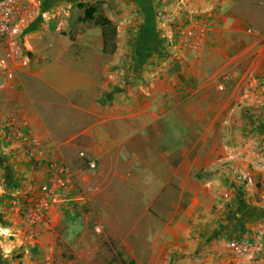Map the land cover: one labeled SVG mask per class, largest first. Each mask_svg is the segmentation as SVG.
I'll list each match as a JSON object with an SVG mask.
<instances>
[{"label": "crops", "instance_id": "0c3cea01", "mask_svg": "<svg viewBox=\"0 0 264 264\" xmlns=\"http://www.w3.org/2000/svg\"><path fill=\"white\" fill-rule=\"evenodd\" d=\"M113 2L128 16L140 9L146 19L156 63L141 72L156 83L128 86L127 96L135 98L104 103L103 114L99 102L85 103L101 75L100 53L21 56L10 36L0 45L14 51L0 65V210L7 215L0 216V227L9 233L2 235L4 257L23 249L59 264L60 225L72 216L85 220L74 229L78 237L87 238L94 219L104 238L120 240L117 248L137 264H264V15L246 16L243 0L106 3ZM219 84L226 90L219 92ZM70 100L71 108L62 104ZM214 108L219 111L199 112ZM8 116L20 130L4 142L1 120ZM170 120L195 133L186 143L156 149ZM81 151L96 169L83 165ZM61 163L75 169L73 198L51 206L48 222L30 239L15 209L41 201L42 185ZM90 246L84 239L82 247ZM25 263L36 262L26 256Z\"/></svg>", "mask_w": 264, "mask_h": 264}, {"label": "rangeland", "instance_id": "374dc122", "mask_svg": "<svg viewBox=\"0 0 264 264\" xmlns=\"http://www.w3.org/2000/svg\"><path fill=\"white\" fill-rule=\"evenodd\" d=\"M106 2L107 0H96V2L85 0H27L21 7L19 13V16L21 17V19H19L20 31L16 34L9 35L13 38L12 42L15 43L13 44L15 46V52L17 54L19 53L21 56H32L35 53L51 55L54 52H60L64 49H75L77 50L76 53H88L93 51L94 53H100L102 55L101 75L95 89L92 90V87H90V93H86L85 103L87 104L90 101H95L96 103L99 102L101 105L97 112H100L101 114L106 111V107L103 106L104 103L135 98L132 94L131 97L127 96L128 93L126 89L128 86L132 85L134 88L136 85L143 84L148 88L151 83H156L155 79H145L143 76L144 74L141 72L142 67L145 65H154L156 63L154 60L156 59L157 51L156 46L149 43V41H151L149 40V34L153 33H148V30L144 29V27H146L145 22L147 21L141 15L140 9H136L133 15L128 16V14L124 11L125 9H118V6L121 7L120 3L113 2V4L108 5ZM243 2L247 3L244 7L246 10V16H252L253 13L256 16L259 14L264 15V0H243ZM81 3L86 5H95L97 7L96 16H106L111 19L116 26L115 34L113 35L110 32L105 43L102 26L93 20L85 19V8L80 7ZM108 10L111 11L114 18H110L107 14ZM158 12L156 14H158ZM6 39L7 38H0V45L5 43ZM28 41H31L32 44L28 43ZM83 41H86L87 45H85ZM240 47L241 46H238L233 49H239ZM184 49L188 51L189 48L185 46ZM1 50L2 49L0 48V65L5 66L8 63L9 58H13L14 51L12 52L7 50L5 52ZM171 55L172 52L170 56ZM10 73L12 72L8 71V77H11L9 76ZM172 81L173 78L171 77L170 80H166L169 84H172ZM260 83L263 86L264 79H261ZM221 85L223 84H219L218 86L219 92L226 90L225 87L221 88ZM137 94H139V91ZM68 96L76 97L72 94ZM181 100H188V98ZM62 104H66L71 108L72 105L75 104V101L70 100L67 103L63 102ZM217 111L219 110L214 108L199 112L212 114ZM170 121L171 122L165 126L164 134L166 137L158 138L159 143L156 144V149L162 150L164 148L167 150L173 145L177 146L178 144H183V142L186 143L185 140L187 138L185 136L193 135L192 133H195L193 127H186L187 130L184 131L185 128H181L174 124L172 120ZM16 122L17 120L15 117L8 116L2 118L1 124L4 129V134H2L3 137L1 138L4 142H6V138L9 137L10 131L13 132L16 129L18 131L20 130L18 129L19 127L16 126ZM7 123H10V125L8 126ZM138 129H140V127H138ZM18 131H16V133H18ZM181 131L182 136L180 135ZM5 146L6 145L2 144V147ZM82 152L85 156L81 155ZM79 157L83 160V165L88 168L89 165H87V162L89 160L87 161L86 153L81 151L79 153ZM68 166L75 175V169L71 165ZM198 176L200 178L204 177V175ZM238 177L239 175L236 174L234 178L237 179ZM228 190L229 189H227V191ZM229 193H231V191H229ZM11 206L13 207V203ZM16 206L18 207V205ZM213 206L216 208V204ZM80 208L82 207H79V209ZM15 211H17L16 216L21 219L20 208L15 209ZM0 216L2 217V220H6V218H4L7 216L5 212L3 213V211L0 210ZM74 222L75 224L73 226L72 223ZM84 222L85 220L83 218L78 221L77 218H73L71 216V218L65 219L64 222L61 223L60 236L58 237L56 244L58 246V253L55 254V256L58 257L56 260L57 263L106 264L107 262L113 260H126L130 262V264H137L135 260H131L129 256H126V253L121 252L123 248H121V250L117 248V246L121 244L120 240V242H114L110 239L104 238L105 231L102 224L94 219L88 222L87 238L78 237L81 232H76L74 229L79 224L83 227ZM118 225L121 227L124 223H118ZM97 226L101 227V232L97 231ZM116 227L118 226H115L113 231H116L117 234L121 235L122 231L116 230ZM2 235H9V233L5 234L0 227V264H5V261L6 264H26V256H28L30 261H35V264H47L45 254H41L40 252L37 254H31L23 249L18 250L12 255L9 254V257H4V254H7V252H4V249L1 248L3 243ZM84 239L87 240V243L91 244L88 248L89 250L82 247ZM100 243L107 246L111 250L110 253L104 252L101 248V250L96 247L93 248V246ZM197 256L202 258L203 255ZM146 262L147 261H144V264H146ZM53 263L51 262L50 264Z\"/></svg>", "mask_w": 264, "mask_h": 264}, {"label": "built area", "instance_id": "2783aa9c", "mask_svg": "<svg viewBox=\"0 0 264 264\" xmlns=\"http://www.w3.org/2000/svg\"><path fill=\"white\" fill-rule=\"evenodd\" d=\"M23 1L24 0H0V38H6L19 31V19H21L19 13ZM159 15L163 18L166 17L163 12H160ZM9 76L12 77V73H10ZM220 87L223 88V86ZM7 125L9 126L10 123H7ZM81 155L85 156L83 152ZM88 165L92 169H95L97 166L94 160H89ZM239 178L245 180L247 176L240 175ZM73 189L74 173L68 165L61 163L57 167V173L41 187L44 198L33 205L19 207L24 222L28 225L27 232L30 239L36 237L37 229L40 225L48 222L47 216L51 206L72 200ZM15 204L17 205L16 201ZM96 229L98 232H101L100 226H97ZM261 239L264 242V236H261ZM47 264H50V262H47ZM106 264H130V262L126 260H113Z\"/></svg>", "mask_w": 264, "mask_h": 264}, {"label": "trees", "instance_id": "16d2710c", "mask_svg": "<svg viewBox=\"0 0 264 264\" xmlns=\"http://www.w3.org/2000/svg\"><path fill=\"white\" fill-rule=\"evenodd\" d=\"M80 7L85 8V19L86 20H93L97 24H100L102 26L104 43L106 42V39L108 38L110 32L113 35L115 34L116 26L114 25L112 20L106 16H96L97 7L95 5H86V4L81 3Z\"/></svg>", "mask_w": 264, "mask_h": 264}]
</instances>
